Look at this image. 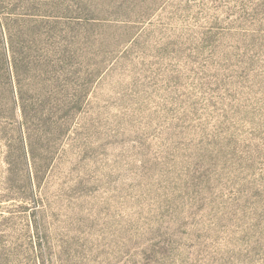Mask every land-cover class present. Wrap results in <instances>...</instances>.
<instances>
[{
  "label": "rangeland",
  "instance_id": "374dc122",
  "mask_svg": "<svg viewBox=\"0 0 264 264\" xmlns=\"http://www.w3.org/2000/svg\"><path fill=\"white\" fill-rule=\"evenodd\" d=\"M0 22L25 108L0 119V264H264V0H0ZM29 46L85 91L48 133Z\"/></svg>",
  "mask_w": 264,
  "mask_h": 264
},
{
  "label": "trees",
  "instance_id": "16d2710c",
  "mask_svg": "<svg viewBox=\"0 0 264 264\" xmlns=\"http://www.w3.org/2000/svg\"><path fill=\"white\" fill-rule=\"evenodd\" d=\"M4 27V24L0 22V119L13 120L18 109H25L22 106L24 87L18 80L21 72L19 62L15 58L12 61L9 58V49L3 34ZM28 48L30 54L25 60L24 68L31 84L26 87L27 93L31 94L33 110L44 121V131L52 132L53 128L57 127L55 118H62L65 121L73 119L81 109L85 91L82 90V85L80 87L77 84L78 80L74 70L57 69L49 62L38 64L33 61V58L38 55L40 50H33L34 48L30 46ZM32 52L36 53L35 56ZM58 52L59 50H54V55L56 56ZM56 62L59 64L60 60ZM4 131L5 127L0 126V134ZM12 131L14 134L19 133V129L15 127ZM33 139L29 138L31 146ZM27 178L31 180L29 173Z\"/></svg>",
  "mask_w": 264,
  "mask_h": 264
}]
</instances>
